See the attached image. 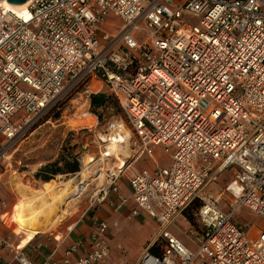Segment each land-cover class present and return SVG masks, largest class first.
Returning <instances> with one entry per match:
<instances>
[{
	"label": "built area",
	"instance_id": "obj_1",
	"mask_svg": "<svg viewBox=\"0 0 264 264\" xmlns=\"http://www.w3.org/2000/svg\"><path fill=\"white\" fill-rule=\"evenodd\" d=\"M28 11L0 7V146L97 79L136 154H171L129 178L132 215L159 229L137 264H264V229L233 221L244 207L264 218V0H30ZM196 203L191 249L170 229ZM107 232L100 222L85 256L79 240L42 264H105ZM15 260L35 264L20 247Z\"/></svg>",
	"mask_w": 264,
	"mask_h": 264
},
{
	"label": "rangeland",
	"instance_id": "obj_2",
	"mask_svg": "<svg viewBox=\"0 0 264 264\" xmlns=\"http://www.w3.org/2000/svg\"><path fill=\"white\" fill-rule=\"evenodd\" d=\"M186 23L192 26L198 24L190 17H186ZM99 93L112 96L108 88L97 79L93 80L91 87L87 84L76 86L71 94L64 97L52 109L34 118L30 127L16 141L0 146V226L7 233L8 241L12 240L17 245L25 238V234L15 232L16 225L29 232L42 230L39 235H55L63 238L82 219L85 212L96 209L104 201L110 191L113 178L121 177L123 173L128 176L132 169L140 170L147 167L148 156L139 157V154H136L133 144L136 134L130 127L122 107L119 105L117 109L114 102L103 110H95L91 107L90 97ZM118 125H122L123 130H117ZM117 132L122 133L123 137L125 132L129 133L128 147L122 144L123 150L117 157L114 155L106 157L108 166L99 176L100 178H96L99 168L97 163L103 153H107L106 149L111 143L109 140L104 142L103 137L108 139V136H115ZM153 152L156 153L157 160L163 155L169 164L171 163V154L165 152L163 148L156 147ZM62 157L70 160L76 158L79 170L71 173L69 169L73 165L65 166L64 163H60L59 166L68 173L53 176L47 182L36 177L44 167L60 162ZM89 158L94 161L88 162ZM120 162L125 164L123 169H119ZM230 176L229 173H225L219 184L227 183ZM89 177L92 181L82 190L79 189V197L74 199L68 196L69 198L65 197L53 204L51 197L44 195L42 199L37 195L38 192L44 191V187H52L54 195L63 193L66 189L71 192ZM27 201L33 203V207L37 208L34 207V211L39 214L35 213L38 220L31 224L25 223L29 226H23L20 223V220L23 221L21 205L28 204ZM43 201H47V204ZM42 203H45L43 207ZM198 205L199 203L195 204ZM195 206L184 213V218L178 219L184 220L186 224L178 221L173 227L187 245L193 244V232L198 226L194 214L197 209ZM221 207L224 211L231 209L226 200L221 202ZM233 221L238 226H252L251 230L254 233L264 229V218L245 207L238 210ZM153 226L152 238L157 228L155 223ZM148 245L149 243L144 248L146 249ZM118 250L121 254L124 251ZM131 254L135 256L134 253ZM122 255L126 257V254ZM112 260L108 259L105 264H115Z\"/></svg>",
	"mask_w": 264,
	"mask_h": 264
},
{
	"label": "crops",
	"instance_id": "obj_3",
	"mask_svg": "<svg viewBox=\"0 0 264 264\" xmlns=\"http://www.w3.org/2000/svg\"><path fill=\"white\" fill-rule=\"evenodd\" d=\"M155 155L156 153L153 152L152 155L148 156L147 167L140 170L132 169L131 173L143 170L154 171L166 168L171 164H169L167 158L165 159V156L161 155L157 160ZM151 160L154 162H149ZM131 173L128 176H125V173H123L121 177H118L114 187H110V191L104 198V201L96 209L85 212L82 219L63 238L56 237L55 235H39L42 230L29 232L20 229L16 225L15 232L25 234L23 241L16 245L12 240H7V233L0 226V255L2 257L0 264H17L15 260L16 247L23 249L24 254L35 264H42L51 256L56 259L60 258L66 249L79 240L84 242V247L81 249L79 256H85L87 243L100 222H105L108 225L107 234L110 246L108 259H113L112 261L115 264H137L142 255L155 243L159 229L156 223L149 217L142 215L136 218L132 215V211L136 206L131 199L129 181ZM36 220L27 224L34 223ZM178 221L185 223L181 219ZM20 223L23 226H29L21 220ZM153 223H155L157 228L152 238L154 233ZM22 225L19 226L25 228ZM173 227L170 229L171 233L180 239L179 234L173 230ZM182 242L185 243L184 241ZM148 243L149 245L145 249L144 246ZM187 246L191 249L195 248L193 244ZM118 249H123L122 254H126V257L119 253ZM131 253H134L135 256L133 257Z\"/></svg>",
	"mask_w": 264,
	"mask_h": 264
},
{
	"label": "bare ground",
	"instance_id": "obj_4",
	"mask_svg": "<svg viewBox=\"0 0 264 264\" xmlns=\"http://www.w3.org/2000/svg\"><path fill=\"white\" fill-rule=\"evenodd\" d=\"M28 5H29V1L25 2V3H22V4H13V3H10L8 0H0V7H2L3 9H6L8 11H12L14 13H16L18 16L24 18V19H29L30 17V14H29V11H28ZM80 110V109H79ZM117 130H123V126L122 125H119ZM122 133H119L117 132L115 134V136H111L109 137L108 136V139H105V137H103V141L104 142H107L108 140L111 141L110 145L107 147V153H103V156L102 158L98 161L97 165H99L97 168V171L98 173V176L96 178H98L99 176H101L102 172H104V170L107 168L108 164L106 163L108 161V158L106 157H109L111 155H114L115 157H117L118 153L119 152H122L123 148H122V144H126V147H128V141L130 139L129 137V133L128 132H125V137L121 136ZM107 137V136H106ZM94 160L89 158L88 159V162H93ZM124 167V163L120 162V165H119V169H122ZM95 170V169H94ZM100 178V177H99ZM91 178H86L84 180V182H82V184L74 189L73 191L69 192L67 191H63V193H58L57 195H54L53 192H52V187H44V191H40L38 192V196L39 197H44V195L46 196H49L51 197L52 201H53V204L54 202H60L62 199H64L65 197H72L73 199L75 197H79V189L82 190L83 188H85L86 186H88V184L91 182ZM63 190V189H62ZM35 191V190H34ZM33 191V192H34ZM58 191V190H57ZM32 194V193H31ZM56 194V193H55ZM32 196V195H31ZM33 198H34V195H33ZM69 198V197H68ZM35 199V198H34ZM40 199V198H38ZM43 199V198H42ZM27 200V199H26ZM33 200V199H32ZM37 200V198L35 199ZM46 200V199H45ZM29 201V200H28ZM28 201L26 203H28ZM39 201V200H38ZM25 202V200H24ZM29 202H32L31 200ZM45 202V201H43ZM47 202V201H46ZM45 202V203H46ZM40 203V202H38ZM45 203L43 204L42 203V207L43 205H45ZM47 204V203H46ZM49 204V203H48ZM38 205V204H37ZM22 220L24 221V223H30L37 218V215L36 214H39V213H36L34 211V207H33V203H28V204H25L23 205L22 203ZM40 206V205H39ZM49 206V205H48ZM36 208V207H35ZM50 208V207H48ZM37 209V208H36ZM39 209V207H38ZM47 208H45L46 210ZM52 209V208H51ZM38 212V210H37ZM36 213V214H35ZM44 213V212H43Z\"/></svg>",
	"mask_w": 264,
	"mask_h": 264
},
{
	"label": "trees",
	"instance_id": "obj_5",
	"mask_svg": "<svg viewBox=\"0 0 264 264\" xmlns=\"http://www.w3.org/2000/svg\"><path fill=\"white\" fill-rule=\"evenodd\" d=\"M91 99V107L95 110H103V109H107L108 106L111 105V102H114L113 104L116 105L117 109H119V102L118 100L111 96H107L105 93H99V94H94L90 97ZM60 163H64L65 166H72V168H70L69 172L74 173L77 172L79 170V164L78 161L76 160V158L70 160L67 157H62L60 162L57 163H53V164H49L46 167H44L40 173H38V175L36 176L38 179L41 178L42 181L47 182L50 181L52 179L53 176H57L59 174H65L68 173V171L62 169L59 164ZM198 206H195V208H198ZM194 208V207H192ZM188 217L193 220L192 216H190L188 214ZM151 252H156L158 251L157 245H154L150 248Z\"/></svg>",
	"mask_w": 264,
	"mask_h": 264
},
{
	"label": "water",
	"instance_id": "obj_6",
	"mask_svg": "<svg viewBox=\"0 0 264 264\" xmlns=\"http://www.w3.org/2000/svg\"><path fill=\"white\" fill-rule=\"evenodd\" d=\"M8 1L13 4H22L30 0H8Z\"/></svg>",
	"mask_w": 264,
	"mask_h": 264
}]
</instances>
